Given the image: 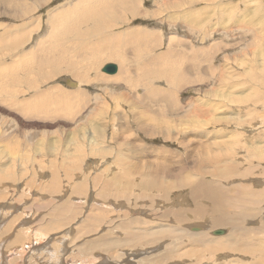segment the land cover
I'll list each match as a JSON object with an SVG mask.
<instances>
[{"label": "rangeland", "instance_id": "obj_1", "mask_svg": "<svg viewBox=\"0 0 264 264\" xmlns=\"http://www.w3.org/2000/svg\"><path fill=\"white\" fill-rule=\"evenodd\" d=\"M68 1L0 2V24L34 26L26 49L38 40L59 41L67 46L63 52L67 62L79 60L82 67H88L81 71L90 70L88 76L71 75L63 66L50 76L40 77L37 72L38 76H30L38 85L31 90L21 76L18 57L13 72L21 76L18 84L9 85L10 74L0 76V219L4 220L0 264L5 255L7 263L12 260L11 247L19 251L25 243L27 249L26 242L33 248L22 251V264H50V254H56L54 264H69L73 255L81 264H264V0H136L144 13L135 16L122 11V3L107 5L118 8L122 17L113 20L115 26L107 34L126 35L140 27L155 31L158 41H144L143 48L141 41L130 46L140 52L136 56L109 48L107 56L97 61L87 58V50L77 58L75 48L81 42L96 44L83 41L91 39L93 17H87L91 28L85 30L89 25L79 24L78 32L64 26L76 25L78 7L47 22L49 12L61 14L56 9ZM50 25L59 27L56 40L48 36ZM78 33L84 38L72 41ZM215 43L225 47L215 50ZM195 47L205 49L190 54ZM163 51L172 55L170 62L151 61ZM108 56L122 66L117 73L101 71ZM161 56L164 61L168 58V54ZM174 66L176 71L171 73L168 69ZM182 72L185 80L172 89L176 73L181 76ZM113 75H122L123 80L99 81L100 76ZM85 77L95 81L87 82ZM66 80L79 85L71 87ZM15 87L19 93L12 96ZM155 87L158 92L169 89L177 107L159 97L158 101L148 98ZM38 90L47 92L51 112L53 103L62 104L64 93H84L81 106L86 105L82 110L86 117L49 121L37 119L41 115L37 113L21 115L17 111L21 101ZM9 98L18 102L14 109L7 107ZM209 156L221 159L217 172L224 173L223 177L207 173L211 167L201 170L196 165ZM147 164L157 171L166 166L177 169L178 176H188L189 181L195 177L200 182L204 177L214 192L221 190L222 197L215 203L199 186H179L165 173L157 176L171 186L140 187V169ZM225 164L233 167L226 171ZM217 218L232 223L235 231L229 236L230 226L216 225ZM217 229L224 233L214 235ZM154 230H161V236H154ZM137 232L136 239L131 237ZM150 232L154 237L147 235ZM35 237L48 244H37ZM158 237L163 238L159 248L154 244ZM148 239L153 244L147 245ZM164 249L174 255L161 257ZM16 261L20 264L21 257Z\"/></svg>", "mask_w": 264, "mask_h": 264}, {"label": "bare ground", "instance_id": "obj_2", "mask_svg": "<svg viewBox=\"0 0 264 264\" xmlns=\"http://www.w3.org/2000/svg\"><path fill=\"white\" fill-rule=\"evenodd\" d=\"M97 1V2H96ZM1 2V0H0ZM93 2H95V4H93ZM119 3H122L124 4V7L122 8L125 13H128L129 15L131 16H135L137 12H142L144 13V11H141L140 8H139V4L136 2V0H70L68 2H66V4H63L61 7H59V9H56L57 11L58 10H62V13L61 14H57V15H53L54 13H52V11L49 12V21H47L49 24L53 23V21L55 19H57L58 17L62 16V15H65V14H69V13H72L75 9H77L76 11V14H77V18L74 20V24H71V23H67L66 25H64L65 27H68L76 32L77 29H76V26L78 27L79 24H83L84 25H89V28H86L85 27V30H89L91 27H90V20L87 21V17H93L94 19L91 20L92 22V30L94 33L97 32V35L96 36H92V34L90 35V40H83V41H94L96 42V44H92V45H89L90 43L88 42H81L82 44L79 45V48L78 47H75L77 48L78 50V57L77 58H80L82 55H84V51H88L86 54H87V58L91 59L92 61H97L101 59L102 56H107V54L109 53V48H113V47H117L119 49H121L122 51H124L123 53H132L134 52V55L136 56L137 52L136 49H133V50H130L129 47L130 46H134L136 45L137 43H139L140 41V47L143 48V44H144V41H148L149 43H154V41H158L157 38H156V33H154L155 31H152V30H149L147 28H143L142 30H140V27H136V30L135 31H131L129 32L128 34L126 35H113V32L110 33V34H107L106 32H111V29H109L110 27H114L115 24L113 23V20L114 19H118L120 18L121 20V15H119V9L118 8H109L107 5H110V6H116L118 5ZM126 15V14H125ZM90 17V18H91ZM34 27V26H33ZM30 24H21V25H18L16 27H11V26H8L6 24H0V28H1V31H0V52H1V56H0V59L5 57L4 59L0 60V76H5L7 74H10V82H9V85H12V84H18V78L23 76V77H26L24 79V81H26L30 87L29 89L31 88V90L33 89H36L37 88V84L35 83V80L31 79L30 76H34V75H37V72L40 73V77H44L45 75L47 76H50L51 74H53L54 70L56 69H60L59 67L63 66L62 69H64L66 67V69L64 70H67L71 75H82V73H85L86 76H88V73L90 72V70H88L86 72V70L88 69V67H82V62L77 60L78 62L74 61V62H67V59H66V55H64L63 52L67 51L65 50L66 47H62V41L61 45L60 43H58L59 41H45V40H38V41H35L34 45H32L29 49H26L25 45L27 44L28 40H29V35L31 33V28H33ZM50 28V31H49V37L53 38L54 40L57 39L58 37V33H57V30L59 27H56L54 25H50L49 26ZM79 28V27H78ZM101 30V31H99ZM84 32V31H83ZM98 32L100 34H98ZM86 33V31H85ZM80 33L77 34L76 38H74L72 41L75 42V40H79L80 38H84L83 34L81 33V35L83 37H79ZM159 35V34H157ZM9 37L11 39H9ZM14 37V38H12ZM89 37V36H88ZM123 38V39H122ZM180 41V40H179ZM78 42V41H77ZM67 43V42H66ZM88 43V44H86ZM92 43V42H91ZM49 44H51L50 46H48ZM69 44V43H68ZM71 44V42H70ZM79 44V43H78ZM155 44V43H154ZM216 44V43H215ZM60 45V46H59ZM75 45V44H74ZM212 45V44H211ZM77 46V45H75ZM210 46V45H209ZM71 47V46H70ZM225 47L223 44H216L215 45V50H219L220 48H223ZM74 48V49H75ZM214 48V46L212 47ZM54 49H57V53H56V56H60V57H56V56H53L52 58L51 57H48V54L52 53V50L54 51ZM74 49H71V50H74ZM205 49V47H203L202 49L200 48H193L192 49V52L190 54L194 55L197 53V51H203ZM103 50V53L100 54V51ZM212 50V49H211ZM214 50V51H215ZM69 51V50H68ZM208 51V49H207ZM75 52V51H73ZM140 52H138L139 54ZM58 54V55H57ZM66 54V53H65ZM142 54V53H141ZM140 54V55H141ZM146 54V53H145ZM165 54H168V58L164 61V57H162L161 55H165ZM51 55V54H50ZM139 56V55H138ZM137 56V57H138ZM172 55L168 52H165L163 51L162 53L158 54L155 56V59L153 58L151 61H159L160 64L163 63L165 64L166 62H170V57ZM20 57L21 59V63H22V75L21 76H18V75H15L13 72L16 71V63H17V58ZM109 58L107 60H109V62L107 63H113L116 65V70L115 72H104L102 70L103 66L107 63H105L102 67H101V71L110 75V74H114V73H117V71H119L122 66L119 64L117 65L116 62L114 61H110V60H113V57L111 56H108ZM197 57V56H196ZM70 58V56H69ZM68 58V59H69ZM77 58H73L74 60L77 59ZM107 58V57H106ZM51 59V60H50ZM174 59V58H173ZM71 60V59H70ZM149 60V59H148ZM180 60V59H178ZM91 61V62H92ZM147 61V60H146ZM176 61V60H174ZM173 61V62H174ZM86 62V61H85ZM87 63V62H86ZM149 65V63H146ZM176 64V62H175ZM178 64V63H177ZM143 65V64H142ZM147 65V66H148ZM158 65V64H157ZM174 65V64H173ZM183 65V64H182ZM154 66V65H152ZM172 66V65H169V67ZM146 68V66H144ZM150 67V66H149ZM81 68H84L86 69L85 71H81L80 69ZM143 68V66H142ZM142 68H139V69H142ZM148 68V67H147ZM151 68V67H150ZM61 70V69H60ZM165 70V69H164ZM168 70H170L171 73H174L176 71V67L174 66V68H169ZM167 70V71H168ZM211 70H216L215 67H211ZM59 71V70H58ZM146 71V70H145ZM34 72V73H33ZM57 72V71H56ZM38 73V75H39ZM178 73V72H177ZM176 73V76H177V81H176V77L174 78V82L176 81V83L173 85H171L170 87H172V89H176L180 87V84L182 81L185 80V75H184V72H182V75L179 77L178 74ZM60 74V73H59ZM154 74V73H153ZM152 74V75H153ZM37 75V76H38ZM54 75V74H53ZM39 77V78H40ZM87 79V82H91V81H95L94 78L93 79H89L87 77H85ZM92 78V77H90ZM179 78V80H178ZM167 79V78H166ZM113 81V82H119L120 80H123V77L122 75L120 76H117V75H113V76H109V77H104V76H100L99 77V81L100 82H104V81ZM68 82V85L73 87V86H76V85H79L78 81L77 82H73L71 80H66ZM173 81V80H172ZM21 82V81H20ZM40 82H41V79H40ZM39 82V83H40ZM173 82V83H174ZM38 83V82H37ZM101 84V83H100ZM105 85V83H103ZM102 84V85H103ZM142 85V84H141ZM182 87V86H181ZM108 89H112L113 91L116 90L114 89V87H109ZM12 96H15V94H18L19 92L17 91L16 87L15 88H12ZM158 88H152V90L150 89V92L147 93L148 94V98H154V99H157L159 97L160 100H163L165 103H168L170 101L169 104H171L173 107H177V101L175 100L173 94L171 93V91L169 92V89H168V92H165L164 90H160L158 92ZM42 90H38L36 91L34 94H32L29 98L21 101L20 103V107L17 109V111L19 110V112L21 113V115L23 114H30V113H37V114H41L39 116H37L36 118L37 119H42V120H49V121H55L57 119H66V120H69V121H73L75 119H81L84 120V118L86 117L85 113L83 115V108L86 106H81L82 103V99H83V94L82 92H77V91H72V92H68V93H64L62 95V104L60 106H57L55 105L54 103L52 104L53 105V109L54 111L51 112V107H50V104H48L45 100V97L47 94V92H41ZM163 91V92H162ZM174 91V90H173ZM111 93V92H110ZM87 98V97H86ZM125 100V98H123ZM158 101V99H157ZM6 104L8 105L7 107H10V108H15V106L18 104V102L16 100H11V98L5 100ZM3 104H5L3 102ZM168 105V104H167ZM138 108V107H137ZM85 109V108H84ZM88 110V109H87ZM140 110V109H139ZM144 110L146 111V108H144ZM148 111V110H147ZM146 111V112H147ZM149 111H152V110H149ZM19 113V114H20ZM148 113V112H147ZM155 113V111H154ZM153 113V114H154ZM138 114V113H137ZM143 114V113H141ZM150 115V113H148ZM140 115V114H139ZM153 116V115H151ZM185 116V115H184ZM3 121H5V118L2 117ZM13 118V116H12ZM27 118H30L32 119L33 117H27ZM183 118V116L181 117ZM1 119V118H0ZM9 119V118H8ZM34 119V118H33ZM135 119H138L135 118ZM139 120V119H138ZM77 121V120H76ZM15 122V120H14ZM19 122V121H18ZM76 123V122H75ZM75 123H74V126H75ZM137 123L138 125H140L137 121L135 122ZM12 124V123H11ZM10 124V125H11ZM165 124V123H164ZM16 125V123H15ZM18 125V123H17ZM57 125V124H55ZM62 125V124H60ZM65 126V125H64ZM104 126V125H103ZM111 126V125H110ZM162 126V124H160V127ZM139 127H142V126H139ZM165 128V127H164ZM169 128V127H168ZM89 130V129H88ZM169 130V129H167ZM87 131V130H86ZM23 132V131H22ZM88 132V131H87ZM93 132V131H92ZM99 132V131H98ZM102 132V130H101ZM23 134V133H22ZM38 135V134H37ZM84 135V134H83ZM90 136V135H89ZM33 137V136H32ZM37 137V136H36ZM35 137V138H36ZM117 138V137H116ZM88 139V138H87ZM90 140V139H89ZM92 140V139H91ZM93 142V141H92ZM130 144V143H129ZM221 159H218V157H205V161L204 163H202L200 161V164H197L196 165L201 168V170H205L206 168L208 167H211L210 171H208L207 173H214L213 176L215 177H223V175H225L224 173H218L217 171H219L220 169V165H221ZM100 162V161H99ZM147 163V161H146ZM233 164V163H231ZM150 164H147V168H139L141 170V181L138 183L140 187H146V188H153L154 187V190H158L157 188H163V187H169L171 186V183L169 182H166V184L160 182L159 180V177L157 176L158 174H163L165 173L166 175L170 176L172 178V181L174 183H177L179 186H188V184L194 186V187H200L201 191L205 192L207 196L211 197L215 203L217 200L221 199L222 195L219 194L221 190H219V193L217 191L214 192L215 189H213L212 187V183H210L209 181L203 179V178H199L200 179V182L199 180H196V179H192L191 181L188 180V176H178V174L175 172L176 170L175 169H171L170 167L168 169L167 166L166 167H163L161 169H159V171H157L158 168L154 167L153 166H148ZM137 167V166H135ZM139 167V166H138ZM145 167V165H144ZM233 166L231 165H227L225 164L224 165V169L226 171H229L231 170ZM174 168V167H173ZM218 168V169H216ZM199 170V169H198ZM112 173V172H111ZM140 173V172H138ZM205 171H203V175H204ZM211 175V174H210ZM102 176V175H101ZM202 177V176H201ZM135 178V177H134ZM133 180V179H132ZM74 181V180H73ZM248 183V182H247ZM137 184V185H138ZM81 185V184H80ZM132 187V186H131ZM134 188V187H133ZM218 188V187H217ZM103 189V188H102ZM206 189H207V192H206ZM169 190V189H168ZM193 190V189H192ZM218 190V189H217ZM241 191V190H240ZM239 191V192H240ZM53 192V191H52ZM201 192V193H202ZM13 193V192H12ZM193 193V192H192ZM223 193V192H222ZM225 193V192H224ZM238 193V192H237ZM21 194V193H20ZM215 194H218V195H215ZM242 194V193H241ZM5 195V194H4ZM22 195V194H21ZM193 195V194H192ZM219 195H221L220 197H218ZM224 195V194H223ZM227 195V194H226ZM237 195V194H236ZM6 196V195H5ZM228 197V196H227ZM239 197V196H238ZM75 198V197H74ZM73 198V199H74ZM97 199V198H96ZM233 199V198H231ZM71 200V199H70ZM77 200V199H76ZM88 200V199H87ZM116 200V199H115ZM36 201V200H35ZM96 201V200H95ZM222 201V200H221ZM41 202V201H40ZM98 202V200H97ZM115 203V202H114ZM44 203H42L43 205ZM47 204V203H46ZM35 205H37L35 203ZM39 204L40 207H44ZM49 205V203H48ZM2 210V209H1ZM30 210V209H29ZM28 210V211H29ZM165 213V212H164ZM155 214V213H154ZM186 217V216H185ZM4 218V217H3ZM220 218H217L215 221H218ZM223 220V219H222ZM220 220L216 223V225H228L230 226V229H229V236L231 233H233L235 231V228H234V225L228 221H225V220ZM26 221V220H25ZM50 221V220H49ZM9 222V221H8ZM54 222V221H53ZM147 222V221H146ZM4 220L3 219H0V231H3V228H4ZM24 223V221H23ZM22 223V224H23ZM52 223V222H51ZM21 224V223H20ZM25 224V223H24ZM212 224H214L212 222ZM215 225V224H214ZM22 226V225H21ZM198 226V225H197ZM212 226V225H211ZM7 228V227H5ZM41 228V227H40ZM193 228H196V227H193ZM199 228V227H197ZM164 229V228H163ZM21 230V229H20ZM25 230V229H24ZM49 230V229H48ZM201 230V229H200ZM129 231V230H128ZM195 231V230H193ZM163 232V231H162ZM220 232V234H219ZM31 233V232H29ZM66 233V232H65ZM132 233V232H131ZM201 233V232H200ZM212 233L214 235H221L224 233V230L223 229H217V230H214L212 231ZM3 234V233H2ZM17 234V233H16ZM32 234V233H31ZM46 234V233H45ZM128 234V233H127ZM135 234V233H134ZM132 234V236H134V238L138 237L139 236V232L136 233V236ZM152 235V232L150 233H147V235ZM154 236H157V235H160L161 236V230L159 231H155L154 230ZM1 235V234H0ZM107 235V234H106ZM200 235V237L203 238L202 241H204V234L201 233V234H198ZM29 236V235H28ZM128 236V235H126ZM153 236V237H154ZM164 236V235H163ZM169 236V235H168ZM146 237V236H145ZM196 237V236H195ZM35 242L38 244V242H41L42 240H37V237H35ZM101 238H104V237H100L99 239ZM135 238V239H136ZM59 239V237H58ZM98 239V240H99ZM140 239V238H139ZM139 239L137 241H135L134 243H137L139 241ZM153 239V238H152ZM152 239H148L145 240V243L147 245H151L153 244V241ZM157 239V238H156ZM163 239V238H162ZM162 239H160V237H158L157 240H154V244H157V247L159 245V242L162 241ZM193 239V237H192ZM196 239V238H195ZM218 239V238H217ZM60 240V239H59ZM194 240V239H193ZM199 240V239H198ZM12 241V240H11ZM62 241V240H61ZM92 241V240H91ZM141 241V239H140ZM172 241V240H171ZM45 246L46 244H48V240H46V242L43 240L42 241ZM51 242V240H50ZM124 242V241H123ZM195 242V241H194ZM15 243V242H14ZM31 243V242H30ZM30 243H27L26 244L28 245L27 249H32L33 248V245H31ZM95 243V242H94ZM210 243V242H209ZM33 244V243H32ZM161 244V242H160ZM211 244V243H210ZM209 244V245H210ZM217 247L221 248V244L219 242L215 243ZM40 245V243H39ZM104 245H106V242H104ZM141 245V244H140ZM143 245V244H142ZM0 246H2V243H0ZM13 246V245H12ZM96 246V245H95ZM224 246V245H223ZM38 247V246H36ZM48 247V246H47ZM45 247V248H47ZM89 247V246H88ZM133 247V246H132ZM169 247V245H168ZM213 247V246H212ZM22 248V249H20ZM19 248V251H16V246L14 247H11L9 249V254L12 252L14 254V256H11L12 260L10 259V256H9V259H10V263L9 264H18L17 261H16V258L17 260L21 257L22 259V262L20 264L23 263V256L25 255V253L23 254L22 251L25 250L27 251L26 249V246H25V243L23 245H21ZM40 248V247H39ZM38 248V250H39ZM93 247H91L92 249ZM140 248H142L140 246ZM147 248V247H146ZM159 248V247H158ZM43 249V248H42ZM60 249V248H59ZM62 249V248H61ZM65 249V248H64ZM87 249V248H85ZM155 249H156V246H155ZM207 249V248H206ZM208 249H209V246H208ZM214 249V247H213ZM212 249V250H213ZM28 250V251H29ZM34 250V249H33ZM52 250V249H51ZM50 250V251H51ZM143 250V248H142ZM1 251V249H0ZM36 251V248L35 250ZM41 251V250H40ZM49 251V252H50ZM53 251V250H52ZM144 251V250H143ZM142 251V252H143ZM148 251V250H147ZM177 251V250H176ZM216 251V250H215ZM18 252V253H17ZM31 252H33L31 250ZM43 252V250H42ZM46 252V250H45ZM135 252V251H134ZM133 252V253H134ZM141 252V250L139 251ZM162 252V250H161ZM211 252V251H210ZM51 253V252H50ZM56 253V252H55ZM53 253V254H55ZM176 253V252H175ZM7 254V253H6ZM47 254V252H46ZM45 254V255H46ZM88 254V253H87ZM182 254V253H181ZM17 255V257H16ZM27 255V254H26ZM174 254L172 252H169L168 253V250L165 249L163 250L162 252V255L161 257H171L173 256ZM48 256H49V253H48ZM52 255L50 254L49 256V260L48 262H50V264H53L56 262V254L54 255V257H51ZM78 257H81L79 256V254L77 255ZM46 257V256H45ZM7 256L5 255L4 258H3V262L2 264H8L7 263V260H6ZM82 258V257H81ZM85 258V257H84ZM90 258V257H89ZM30 259V258H29ZM70 260V263L69 264H73V262L77 259H75V255H73L71 258H69ZM5 260V262H4ZM48 260V259H47ZM130 260V259H129ZM136 260V259H135ZM163 261V260H162ZM89 262V261H88ZM62 263H65L62 261ZM82 261H75L74 264H81ZM87 263V262H86ZM170 263V262H169ZM67 264V263H66ZM123 264V263H122ZM137 264V263H136ZM147 264V263H146ZM167 264V263H166Z\"/></svg>", "mask_w": 264, "mask_h": 264}, {"label": "water", "instance_id": "obj_3", "mask_svg": "<svg viewBox=\"0 0 264 264\" xmlns=\"http://www.w3.org/2000/svg\"><path fill=\"white\" fill-rule=\"evenodd\" d=\"M102 70H103L104 72H115V70H116V65L113 64V63H107V64H105V65L103 66ZM219 234H220V232H219Z\"/></svg>", "mask_w": 264, "mask_h": 264}]
</instances>
